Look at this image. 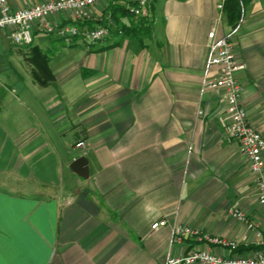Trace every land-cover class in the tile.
Wrapping results in <instances>:
<instances>
[{"label": "crops", "instance_id": "1", "mask_svg": "<svg viewBox=\"0 0 264 264\" xmlns=\"http://www.w3.org/2000/svg\"><path fill=\"white\" fill-rule=\"evenodd\" d=\"M7 1L16 10L47 0ZM90 12L81 27L113 29L97 44L38 28L18 46L0 32V264H164L198 247L264 250V207L250 160L227 138L225 93L201 91L217 0H152L145 19L125 0ZM231 29L225 18L220 34ZM232 41L242 105L264 136V0L244 8ZM81 156L89 178L70 167ZM236 209L247 222L231 217ZM176 225L239 247L174 242Z\"/></svg>", "mask_w": 264, "mask_h": 264}, {"label": "built area", "instance_id": "2", "mask_svg": "<svg viewBox=\"0 0 264 264\" xmlns=\"http://www.w3.org/2000/svg\"><path fill=\"white\" fill-rule=\"evenodd\" d=\"M104 0H47L29 8L13 10L7 0H0V32L10 30V37L18 46L30 45L33 42V33L39 30L71 43L76 39L97 44L113 34L112 26L90 28L81 27L91 19V8ZM116 3L118 0H108ZM127 10L138 18H147L150 15L152 0H125ZM228 0H217L218 16L216 25L208 34V58L205 66V77L202 83V93L224 91L221 102L225 104L228 114V123L225 132L229 141L239 143L241 151L250 160V169L257 189L260 205L264 207V136L251 125L248 114L242 105L244 86L239 82L237 74L244 69L238 59L236 47L232 41L240 24L232 28L225 35L220 34V24L226 18L225 6ZM59 15L73 17L75 23L60 24L54 21ZM80 24V25H79ZM120 33H122L120 31ZM215 72L214 76L211 74ZM198 117L205 116V110L199 107ZM78 147H83L79 143ZM231 217L245 223L246 216L240 210L231 211ZM166 220L152 225L154 232L167 226ZM251 226V225H250ZM174 242L185 239H206L211 243L221 245L236 251L239 247L235 241L213 239L208 235H201L197 229L189 226L176 225L173 228ZM264 246V243L262 244ZM164 264H264V250L258 249L251 256L229 255L221 256L210 250L194 248L186 255L168 257Z\"/></svg>", "mask_w": 264, "mask_h": 264}, {"label": "trees", "instance_id": "3", "mask_svg": "<svg viewBox=\"0 0 264 264\" xmlns=\"http://www.w3.org/2000/svg\"><path fill=\"white\" fill-rule=\"evenodd\" d=\"M251 0H228L225 6L226 19L231 28L240 24L243 18L244 8Z\"/></svg>", "mask_w": 264, "mask_h": 264}, {"label": "water", "instance_id": "4", "mask_svg": "<svg viewBox=\"0 0 264 264\" xmlns=\"http://www.w3.org/2000/svg\"><path fill=\"white\" fill-rule=\"evenodd\" d=\"M70 167L78 176L82 178H89V161L85 156L75 159Z\"/></svg>", "mask_w": 264, "mask_h": 264}]
</instances>
